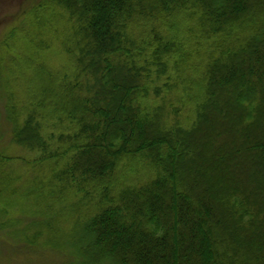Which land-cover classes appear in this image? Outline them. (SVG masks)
Listing matches in <instances>:
<instances>
[{
  "label": "trees",
  "instance_id": "1",
  "mask_svg": "<svg viewBox=\"0 0 264 264\" xmlns=\"http://www.w3.org/2000/svg\"><path fill=\"white\" fill-rule=\"evenodd\" d=\"M50 1L77 25L76 81L48 101L74 132L53 152L32 112L12 139L44 161L68 159L56 179L77 193H103L83 229L82 264H264V0ZM182 12L220 41L188 128L142 105L150 70L127 33L139 17ZM174 49L162 42L155 53ZM138 156L156 177L110 193L120 162Z\"/></svg>",
  "mask_w": 264,
  "mask_h": 264
},
{
  "label": "rangeland",
  "instance_id": "2",
  "mask_svg": "<svg viewBox=\"0 0 264 264\" xmlns=\"http://www.w3.org/2000/svg\"><path fill=\"white\" fill-rule=\"evenodd\" d=\"M190 15L139 17L127 30L139 49L136 62L150 70L142 105L165 108L167 122L186 128L195 119L202 75L220 46L217 39H204L198 17ZM76 27L50 0H0V264H82L83 229L104 206L102 192L84 196L56 179L68 159L44 161L40 151L12 139L15 128L38 112L51 151L66 147L62 137L74 127L48 101L76 81V57L68 51L77 41ZM162 42L174 43V51L156 55ZM156 175L146 157L126 158L109 181L110 193Z\"/></svg>",
  "mask_w": 264,
  "mask_h": 264
}]
</instances>
